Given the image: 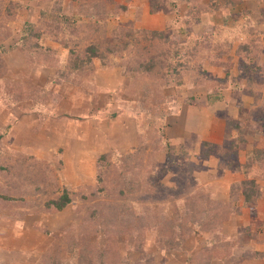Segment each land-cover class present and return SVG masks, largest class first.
<instances>
[{"label": "rangeland", "instance_id": "374dc122", "mask_svg": "<svg viewBox=\"0 0 264 264\" xmlns=\"http://www.w3.org/2000/svg\"><path fill=\"white\" fill-rule=\"evenodd\" d=\"M213 1L181 0L177 16L167 21L152 11L150 0H134L135 6L124 12L114 3L107 4L109 8L97 5L100 0H0V28L9 34L6 39L0 34V46L7 48L6 53L0 48V166L16 164L32 177L28 185L21 183L25 202L0 207V264H94L85 245L101 246L108 234L116 240L114 248L124 250L128 264H196L198 258H202L198 264H264V178L258 179L263 191L252 199V208H240L244 185L254 180L252 171L258 168L249 154L258 159L264 150V0H222L217 10H211ZM56 8L80 16L68 29L66 48L61 45L63 34L55 38L48 22ZM93 10L119 14L105 20L108 44L97 46L101 55L83 64L84 73L75 74L70 71L68 49L83 60L90 55L89 46L97 39L87 26ZM43 12L49 18H42ZM174 20L181 25L186 21L179 39L193 49L182 55L173 82L163 86L148 75L128 73L139 54L143 59L145 42H120L118 37L110 42L117 30L126 27L133 35L136 30H169ZM25 22L47 36L39 57L29 48L9 49L22 44ZM196 137L211 144L203 152H208V160L193 155L203 151L199 143L189 152L201 188H188L179 201L170 200L158 188L171 186V179L179 184L185 161L174 163L166 174L163 163L171 146ZM232 140L238 141L236 145ZM218 161L224 170H218ZM127 172H139L144 181L154 182L148 195L128 193L125 187L123 193L130 197L122 199V191L115 197L113 182ZM64 191L70 203L55 210L49 202ZM138 196H146V201L144 197L138 201ZM197 196L219 202L223 211L232 210L230 205L236 202L235 210L218 232L193 227L190 235L182 236L186 239L167 240L169 252L150 244L155 240L149 229L143 232L147 251H129L127 242L142 228L136 221L130 233L116 232L123 225L122 213L114 217L107 212L117 223L95 225L85 218L88 210L103 205L106 211L119 202L136 207L137 215L143 213L139 204L147 203L171 216L172 204ZM159 197L163 201H152ZM239 226H248V236L229 250L224 248L222 241L238 239ZM110 228L113 232H107ZM215 234L222 241L214 242Z\"/></svg>", "mask_w": 264, "mask_h": 264}, {"label": "trees", "instance_id": "16d2710c", "mask_svg": "<svg viewBox=\"0 0 264 264\" xmlns=\"http://www.w3.org/2000/svg\"><path fill=\"white\" fill-rule=\"evenodd\" d=\"M91 2L96 0H90ZM125 5L118 4L114 2L113 0H104L100 4L102 7L109 8L107 4H116V7L121 8L122 12L127 11L128 8H131L135 6L134 0H124ZM137 2V0H135ZM150 5L152 6V11L154 13H161L167 21L171 20L173 16H177L178 10L180 8L181 0H150ZM184 1V0H182ZM222 0H216L213 1L209 7L211 10H217L219 7V2ZM224 1V0H223ZM239 3H244L248 0H236ZM235 1V3H236ZM258 1V0H256ZM95 5V6H97ZM108 10V9H107ZM53 13L51 14V18H48V22L50 25L53 26V33L55 38H58L59 34H63V38L61 40V45H65L64 48L67 47V43L69 42L67 38L65 37L68 33V29L70 27H73L77 20H79V17H74L71 14L67 15L65 13H62L60 11V8H56ZM99 13V12H98ZM193 13V8L189 9V14ZM7 16L11 15L10 11H6ZM119 12L113 11V12H107L104 16L102 14H97V11L93 10L92 13L89 16L90 24L89 30L90 32H94L97 39L94 40L92 43L93 46H89V52L90 55L86 58V60H83L82 58H79L78 53L75 52L73 48L68 49L69 51V61L70 63V71L75 74H81L84 73V66L83 64H87L92 61V59L97 58V55H101V52H98V45H106L108 44L107 36H106V23L105 20H111L112 18H115ZM42 18L46 17V13L43 12L40 14ZM141 15V14H139ZM243 16V14H241ZM46 17V18H47ZM82 17V16H81ZM174 19V18H173ZM186 23V21H185ZM185 23L183 25L185 26ZM181 25V22H177V20H174V26H168L170 27L169 30H160V31H148V30H136V35H133L130 33V31L126 30V27H121L117 31L118 33L115 34V36L110 39L111 41H116L115 37H118V40L120 42L124 41H144L145 46H143L144 56L143 59L141 57V54L138 55V61L135 62L133 67L128 68V73L132 72H139L144 75H148L153 82L165 86L166 84L171 83V79L175 77L176 74H178V65L179 61L181 60L182 55L186 56L189 52V49H193L192 47H187L186 42L180 41V35L182 33H185L184 26ZM2 26V25H0ZM178 27L176 32H172L173 28ZM135 27H132L131 30L133 31ZM136 29V28H135ZM37 33V34H35ZM0 34L2 39H6L9 37V34L4 29L1 30L0 28ZM46 34H40L35 31V27L33 26V23L25 22L23 25L22 33L20 34V40L21 45H13L9 49L14 50L16 48H21V50H24V48H29L30 52H34L35 56L39 57L42 54L41 48L43 45V42L47 36ZM194 41H199L197 38H192ZM64 43V44H63ZM95 46V47H94ZM3 53L7 52V48L4 46H0ZM106 48V47H105ZM188 49V50H187ZM33 50V51H32ZM109 53H113L112 50H108ZM198 53V51L196 52ZM1 55V53H0ZM77 56V57H75ZM32 57V56H31ZM0 64L3 66V63L1 62V56H0ZM131 69V70H129ZM126 70V69H125ZM124 75H127L124 73ZM129 75V74H128ZM173 82V81H172ZM177 84V83H176ZM171 85V84H170ZM178 86V85H176ZM235 129H238V126H235ZM239 138V140H242ZM187 142V141H186ZM232 145H236L238 141L232 140ZM199 143V146H201L203 151H200L201 153H194L193 155L196 157H199L203 161L208 160V152L205 154L203 153L204 150H208L211 147V144L208 142H205L200 137H196V139L193 138V140L189 141L185 145L182 143V145H179L177 148L176 146H171L170 152L171 155L168 158V160H165L163 163V166L166 167V173H168L169 169L174 165L176 162H183L185 161V169L180 170L179 173L181 178V182L179 184H174L173 179H171V186L167 188H158V193L163 194L164 191L166 192L165 195L169 197L170 200H176L180 199L182 196H184L185 191H188V188L190 190L194 189L197 190L201 188L200 179H199V170L193 165L192 162H189L188 160L191 157V154L189 153L194 149L196 144ZM177 145V144H176ZM170 146V145H169ZM176 148V150H175ZM176 152V153H174ZM198 155V156H197ZM249 158L253 160L252 164H257L258 168L257 171L254 170L255 173L252 171V175L255 176L254 180H251L244 185V189L241 193L244 195V199L241 203L240 208H252L251 201L253 198H258L262 195V186L260 183H258V179L264 178V150L259 153V158L257 159L256 156H252L249 154ZM7 167V164L2 163L0 166V169L2 170L3 175V183L0 184V207L3 205H9L11 203H14L16 201L23 202L25 200L23 196V189L21 188V183L24 182L25 185H28V183L31 182L32 177L29 171H23V168H20L16 164L11 165ZM19 167V168H17ZM218 170H224L225 166L222 161H218L217 164ZM210 169V168H206ZM127 175L122 176V180L116 179L114 180L113 184L114 187V193L115 197H120L122 194L124 197L122 199H125V197H130L129 194L123 193L125 191V187L128 190V193L130 191H141L142 195L147 194L148 195V186L153 187V183H149L148 181H144V177L139 175V172H127ZM184 173V174H183ZM163 174H161L160 177H162ZM150 177V176H149ZM159 177V178H160ZM155 181V180H154ZM125 182V183H122ZM48 186H51V180L49 177H47ZM186 185H181V184ZM51 184V185H50ZM188 186V187H186ZM151 187V188H152ZM186 187V189H185ZM185 189V190H184ZM66 190V189H65ZM67 191V190H66ZM64 191L58 199L51 200L49 202L50 206L53 207L55 210H62L67 204L70 203V198L67 194V192ZM122 194H118V192H121ZM200 193V192H198ZM144 200L146 201V196H143ZM142 196H138L137 200L142 201ZM196 200L191 198L185 199L182 202H179V204H172L171 211L172 215L163 214L159 211V209L156 207H152V205H146L140 203V211L143 210V213L137 215L136 207L127 205V203H115L110 205L108 207V210H104L103 205L98 206V208L93 211L88 210V212L85 215V218L89 224H95V223H106V222H116V218L122 213L123 219H122V227H118L116 232H127L130 233L128 229H134L133 225L135 222H139V228H142V232H135V236H132L130 244H128V250L132 251L137 249L140 251H147L148 247H145V244H147V241L144 237V233L146 229L151 230L152 232V238L155 242H152L150 244L156 245L158 250L160 251H171V245L168 241L177 239L178 237L190 235L192 233V228L197 227L203 232H218L219 227L222 224L223 221L228 220L232 215L233 211L235 210V203L232 207V210H221L220 203L219 202H207V199L204 198H198L195 197ZM23 199V200H22ZM164 197L159 198H153L152 201H163ZM25 202V201H24ZM25 204V203H24ZM107 212L109 214H112L113 216L106 215ZM237 216V215H235ZM97 225V224H95ZM94 225V226H95ZM143 225V226H142ZM239 233L240 236H237L238 239H235L234 241H222L220 240L221 237L219 234H215L214 236V242L219 240L222 241V243L225 245L224 248H229L236 246L237 240L240 242L244 238L248 236V226H239ZM113 232V229H108L107 232ZM182 234V235H181ZM110 234L106 235L105 238L107 239L101 246L96 245L97 243H94L92 245L86 244L87 250L92 253L90 263L93 262L94 264H128L127 261H125V255L124 250L120 248H114L117 247L116 243H113V241H116L115 238H110ZM187 237H182V239H186ZM150 239V240H151ZM143 240V241H142ZM168 240V241H167ZM167 242L169 245L168 247L164 246V243ZM133 243V244H131ZM145 243V244H143ZM85 247V248H86ZM144 248V249H143ZM191 259V258H190ZM202 258H198L196 264L199 263V261ZM193 263V258H192ZM204 264V263H203Z\"/></svg>", "mask_w": 264, "mask_h": 264}, {"label": "crops", "instance_id": "0c3cea01", "mask_svg": "<svg viewBox=\"0 0 264 264\" xmlns=\"http://www.w3.org/2000/svg\"><path fill=\"white\" fill-rule=\"evenodd\" d=\"M75 121H76V120H75ZM69 122H70V123H72V122L74 123V121H73L72 119H69L68 123H69ZM47 123H48V122H47ZM53 124H54V123H53ZM47 125H48V127H50V122H49Z\"/></svg>", "mask_w": 264, "mask_h": 264}]
</instances>
